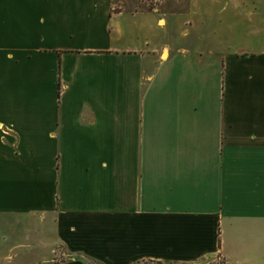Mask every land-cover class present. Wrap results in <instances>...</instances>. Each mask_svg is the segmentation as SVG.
Wrapping results in <instances>:
<instances>
[{
	"label": "crops",
	"instance_id": "1",
	"mask_svg": "<svg viewBox=\"0 0 264 264\" xmlns=\"http://www.w3.org/2000/svg\"><path fill=\"white\" fill-rule=\"evenodd\" d=\"M209 9L174 49L166 14L0 0V264H264V0Z\"/></svg>",
	"mask_w": 264,
	"mask_h": 264
},
{
	"label": "rangeland",
	"instance_id": "2",
	"mask_svg": "<svg viewBox=\"0 0 264 264\" xmlns=\"http://www.w3.org/2000/svg\"><path fill=\"white\" fill-rule=\"evenodd\" d=\"M215 1L224 0H114V13L166 14L169 19V44L172 48L207 49L210 46L209 6ZM236 44L238 42H234V46ZM44 250L47 255L51 254L50 244H46ZM58 254L57 260L61 261L64 255L61 252Z\"/></svg>",
	"mask_w": 264,
	"mask_h": 264
}]
</instances>
